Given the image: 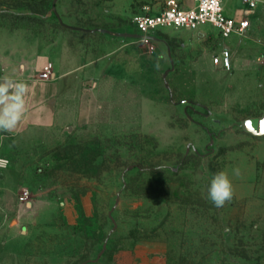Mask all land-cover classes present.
I'll return each instance as SVG.
<instances>
[{"label": "rangeland", "instance_id": "1", "mask_svg": "<svg viewBox=\"0 0 264 264\" xmlns=\"http://www.w3.org/2000/svg\"><path fill=\"white\" fill-rule=\"evenodd\" d=\"M163 1L0 0L15 70L47 52L78 68V111L94 99L93 120L55 137L0 133V264H264V130L246 131L264 122V36L171 27L160 53L132 17ZM226 46L231 69L213 63Z\"/></svg>", "mask_w": 264, "mask_h": 264}, {"label": "crops", "instance_id": "2", "mask_svg": "<svg viewBox=\"0 0 264 264\" xmlns=\"http://www.w3.org/2000/svg\"><path fill=\"white\" fill-rule=\"evenodd\" d=\"M240 2L242 7L237 10H230L227 2H225L224 10L226 14L236 19L247 17L249 20V17L255 14V19L253 22L250 20V28L253 27L252 35L242 37L235 44V47L246 45L260 32H262L260 33L261 36H264V27H262L264 25V0H260L258 6L253 10H248L247 4L243 0H240ZM203 28L204 26L200 27L195 33L203 34L205 32ZM166 29L157 31L153 36L154 50H158L160 53L169 51L171 48L168 38L164 36V33L167 32ZM182 34L185 33L182 32ZM234 36L242 35L234 34ZM0 53V79L7 76L14 81L25 82L29 88L26 95L25 115L18 124L17 130L10 134L32 138H39L42 135L55 137L56 132L63 134L67 130L70 131L76 123L84 125L93 120L94 114H89L87 111L89 106L94 104L93 97H89V93L83 97L80 102L83 105L80 112L78 111V98L73 96L71 90L74 85L73 82L77 79V75H75L78 71L77 67L72 65L70 68H66L61 58L53 57L51 54L44 52L40 56L37 65L31 67H22L21 65L20 70L17 72L15 62L20 60V57L14 53V43L0 44ZM48 62L53 63L54 74L52 79L42 80L37 75L40 74ZM53 140L48 139L46 142H60L56 138L55 141Z\"/></svg>", "mask_w": 264, "mask_h": 264}, {"label": "built area", "instance_id": "3", "mask_svg": "<svg viewBox=\"0 0 264 264\" xmlns=\"http://www.w3.org/2000/svg\"><path fill=\"white\" fill-rule=\"evenodd\" d=\"M225 1L164 0L157 8L145 5L133 14L132 21L140 39L153 49L154 34L168 27L196 30L204 25H212L224 38L233 34H244L250 28V20L247 17L236 19L227 15L224 10ZM243 1L247 4L248 10H253L260 0ZM213 62L225 69H231L233 65L231 50L228 47L223 48L220 53L214 55ZM53 74V63L48 62L40 72L39 78L49 80ZM28 193L29 191H26L21 198H27Z\"/></svg>", "mask_w": 264, "mask_h": 264}, {"label": "clouds", "instance_id": "4", "mask_svg": "<svg viewBox=\"0 0 264 264\" xmlns=\"http://www.w3.org/2000/svg\"><path fill=\"white\" fill-rule=\"evenodd\" d=\"M28 85L23 81H14L5 76L0 79V133H12L17 130L18 124L26 112V95ZM5 137L0 136V140ZM239 175V169H234ZM233 196V185L224 171L212 175L208 188L207 198L216 207H222Z\"/></svg>", "mask_w": 264, "mask_h": 264}, {"label": "water", "instance_id": "5", "mask_svg": "<svg viewBox=\"0 0 264 264\" xmlns=\"http://www.w3.org/2000/svg\"><path fill=\"white\" fill-rule=\"evenodd\" d=\"M54 8L56 9V6H54ZM52 12H53V10H51L50 12H49V14L51 15L52 14ZM73 28H75V29H80V27H77V26H73ZM139 36V35H138ZM264 117V116H263ZM246 121H247V119L246 120H243L242 121V123H241V125H242V127L244 128V123H246ZM252 124V125H251ZM260 127V128H257V127ZM247 128H248V130H246L247 132H250V133H252V134H254V135H261V134H257L258 132H260V130L261 131H263L264 130V122H262V121H260V122H253V123H248L247 122ZM257 129V130H256ZM245 130V129H244ZM259 130V131H258Z\"/></svg>", "mask_w": 264, "mask_h": 264}]
</instances>
